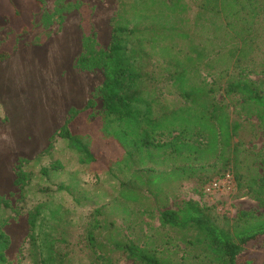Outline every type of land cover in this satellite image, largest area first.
I'll list each match as a JSON object with an SVG mask.
<instances>
[{
	"label": "rangeland",
	"instance_id": "obj_1",
	"mask_svg": "<svg viewBox=\"0 0 264 264\" xmlns=\"http://www.w3.org/2000/svg\"><path fill=\"white\" fill-rule=\"evenodd\" d=\"M199 1H178V6L185 9L177 10L180 16L169 18L165 10L163 17L160 4L148 7V0H43L41 7L34 0H0V67L5 69L4 78H0V202L8 203L7 209L0 203V217L4 221L2 229L10 238L5 252L8 263L31 264L27 255L28 215L37 204L49 200L70 211L68 234L74 242L84 244L86 233L90 232L102 241L110 238L133 242L173 264L181 258L191 262V256L198 252L185 247L181 231L161 224L159 209L177 210L183 202L195 201L213 208L210 214L219 226L232 224L243 212L264 216V203L236 189V182L228 194L207 195L201 190L206 180L225 166L224 162L215 163L212 159L207 165L194 166L189 176L170 175L151 184L155 193H148L137 184L136 201L118 196L119 181L105 172L109 161L121 155L120 148L103 141L98 132L104 116L99 92L104 79L101 62L107 54L114 24L128 23L131 27L138 15L161 12L153 27L165 21L166 26L178 25L183 18L189 20L188 28L197 34L193 42L209 40L214 35V25L201 31L192 25ZM146 36L160 41L151 54L166 56L170 52L165 49L170 48V55H174L171 61L187 69L196 68V72L187 75V85L198 86L201 82L207 87L211 84L212 89L219 87L217 77L219 68L225 66L223 58L194 64L185 53L190 43L173 37L156 39L153 33ZM160 77L166 79V75ZM248 79L257 82L262 77L249 75ZM158 87L169 110L180 104L192 109L198 104L209 108L212 103L220 105L228 122L239 124L231 142L255 154L254 173L264 175V124L258 120L252 104L241 96L224 93L223 89L203 97L198 104H186L169 81L161 80ZM88 101L93 102L92 110L78 114L71 130L92 137L97 169L82 164L66 142L51 140L69 116L82 111ZM198 114L192 110L190 114L178 115L173 124H166L163 136L157 139L182 134L190 137V142L205 144L210 135ZM230 163L232 168L236 166ZM238 167L244 168L242 162ZM155 169L168 172L159 164ZM19 171L25 175L23 188L14 185ZM145 173L146 169L138 174ZM60 187L70 188L72 195L60 191ZM243 254L264 264V240L247 247ZM104 256L108 264H137L121 253ZM69 260L72 264H91V253L77 251Z\"/></svg>",
	"mask_w": 264,
	"mask_h": 264
},
{
	"label": "trees",
	"instance_id": "obj_2",
	"mask_svg": "<svg viewBox=\"0 0 264 264\" xmlns=\"http://www.w3.org/2000/svg\"><path fill=\"white\" fill-rule=\"evenodd\" d=\"M34 1L38 7L43 4V0ZM178 1L148 0L145 4L148 7L160 4L163 17L164 10L168 15L166 17H177L181 14L177 10L185 9L178 6ZM196 12L192 24L195 29L201 31L205 26L214 25V35L209 40L193 42L197 34L188 28L189 20L183 18H180L178 25L173 23L166 26L165 21L153 27L161 12H153L152 16L140 14L131 27L128 23L114 24L107 54L101 62L104 79L99 92L104 116L98 132L103 141L115 143L121 155L109 161L105 172L119 181L118 196L136 201L137 184L148 193H155L151 184L163 181L170 175L189 176L194 166L200 163L207 165L213 159L215 163L224 162L225 166L206 180L202 191L210 181L230 173L235 178L236 189L243 190L263 204L264 175L255 174L252 166L256 155L241 150L231 142L239 124H230L220 105L212 103L209 108L198 104V100L223 89L224 93L241 96L252 104L258 120L264 124V0H200ZM149 33H153L156 39L162 36L163 39L170 37L190 43L185 53L194 64L201 65L204 64L202 61L223 58L225 61H221L225 66L219 68L217 77L219 87L212 89L211 84L207 87L201 82L198 86L187 85V75L196 72V68L187 69L171 61L174 55H170V48L165 49L170 52L166 56L151 54L160 41L147 38L146 34ZM218 33L219 36L215 35ZM222 71L223 75L220 74ZM161 74L166 75V79L161 78ZM249 75H259L262 79L254 82L248 79ZM160 79L169 81L171 88L177 90L186 104L198 105L192 109L180 104L174 110H169L163 100V91L158 87ZM92 107L93 102L88 101L82 111L72 113L51 140L66 142L82 164L97 169L92 137L71 130L74 118L78 114L89 113ZM192 110L199 112L198 120L204 122L209 132L210 137L205 144L190 142V137L182 134L165 140L157 139L163 136L166 124H173L178 115L190 114ZM230 162L236 166L232 168ZM241 162L244 168L238 167ZM158 164L168 172L156 171ZM144 169L146 173L139 176V171ZM41 171L46 173L45 169ZM24 176L21 171L16 173L14 185L21 187ZM60 188V191L65 190L72 195L70 188ZM0 203L8 208L7 201ZM211 209L195 201L183 202L177 210L166 207L159 209L161 224L181 231L185 247L195 248L198 252L191 256V262L181 258L175 264H258L255 258L243 253L247 247L264 240V216L243 212L232 224L219 226L210 214ZM69 213L67 208L49 200L37 204L34 212L28 215L27 255L31 264H72L69 258L77 251H89L91 264L107 263L104 254L111 253H121L137 264H173L133 242L110 238L102 241L90 232L86 233L84 244L74 242L68 234L71 226ZM3 223L0 217V264H10L5 256L10 238L2 229Z\"/></svg>",
	"mask_w": 264,
	"mask_h": 264
},
{
	"label": "built area",
	"instance_id": "obj_3",
	"mask_svg": "<svg viewBox=\"0 0 264 264\" xmlns=\"http://www.w3.org/2000/svg\"><path fill=\"white\" fill-rule=\"evenodd\" d=\"M235 187L234 177L230 173L224 174L222 177L214 179L204 186V192L207 195L214 193L228 194Z\"/></svg>",
	"mask_w": 264,
	"mask_h": 264
},
{
	"label": "crops",
	"instance_id": "obj_4",
	"mask_svg": "<svg viewBox=\"0 0 264 264\" xmlns=\"http://www.w3.org/2000/svg\"><path fill=\"white\" fill-rule=\"evenodd\" d=\"M4 74H5V69L3 67H0V78H4Z\"/></svg>",
	"mask_w": 264,
	"mask_h": 264
},
{
	"label": "bare ground",
	"instance_id": "obj_5",
	"mask_svg": "<svg viewBox=\"0 0 264 264\" xmlns=\"http://www.w3.org/2000/svg\"><path fill=\"white\" fill-rule=\"evenodd\" d=\"M15 67L17 68L16 62H15Z\"/></svg>",
	"mask_w": 264,
	"mask_h": 264
}]
</instances>
